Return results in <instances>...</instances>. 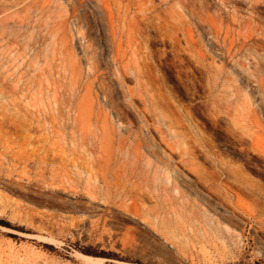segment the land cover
Segmentation results:
<instances>
[{
    "label": "rangeland",
    "instance_id": "rangeland-1",
    "mask_svg": "<svg viewBox=\"0 0 264 264\" xmlns=\"http://www.w3.org/2000/svg\"><path fill=\"white\" fill-rule=\"evenodd\" d=\"M177 2L173 0L169 7L181 13L183 9ZM208 3L213 10L218 6V0H208ZM56 4L60 5L57 12ZM91 6L86 2L81 8L78 0L56 3L54 0H0V222L9 225L0 224V264H264V226L257 225L250 217L255 207L253 201L244 197L245 209L238 213L226 207L233 212L228 226L235 236L234 241L226 235L225 238L217 235L218 246L214 247L202 236L205 226L201 224L203 217L199 213L204 212L209 203L195 194L196 190L207 194V190L203 185L188 186L190 182L197 183V176L182 168L184 177L179 179L177 187L188 194L190 206L172 199L173 205L152 198L153 194H158L154 182L165 178L163 173H150L149 188L133 193L134 196L147 194L146 199L138 200V204L128 201L123 205L121 201L109 205L100 201L92 205L83 193L51 187L38 180V169L25 158L36 153L34 142L40 134L36 126L29 131L14 128L9 118L21 110L20 118L26 116L32 120L25 109L66 102L73 85L79 81L94 82L93 94L103 100L109 83L120 72L126 87L144 91L154 88L163 92L173 108L180 104L192 108L194 123L206 129L221 158L244 165L254 179L264 183L262 176L248 168L247 157L239 156L236 148L226 145L233 143L231 135L225 132L230 120L222 118L213 124L206 117V108L210 107L209 101L214 96L210 95L207 72L179 73L180 57L173 51L172 43L158 31L149 29L147 40L135 37L130 40L128 32L122 38L124 48L131 46L125 63L130 60L132 67L140 65L143 69L141 77L138 72L123 73L112 55L114 45L110 41L107 17ZM257 11L264 13V6ZM56 21L60 22L57 31L73 55L71 58L53 53ZM122 24L129 29V23ZM88 35L94 40L91 49L97 57L93 59L85 54L87 46L91 45ZM189 67L194 69V64ZM231 69L229 64L230 75ZM117 93L122 102V93L119 90ZM244 94L230 88L224 96L231 108H239L246 99ZM198 107L201 110H197ZM132 108L129 116L136 119L135 108L142 109L143 105L135 100ZM4 114L7 120L2 123ZM240 118L244 123V116ZM240 144L250 147L248 141ZM198 154L200 164L214 170L212 163L201 152ZM248 156L254 154L250 151ZM167 194L169 199L176 196V189L170 188ZM213 200L219 202L214 197ZM211 208L212 213L218 212L217 206ZM85 250L114 257L89 256L103 259L91 261L80 255H85L82 253Z\"/></svg>",
    "mask_w": 264,
    "mask_h": 264
},
{
    "label": "bare ground",
    "instance_id": "bare-ground-1",
    "mask_svg": "<svg viewBox=\"0 0 264 264\" xmlns=\"http://www.w3.org/2000/svg\"><path fill=\"white\" fill-rule=\"evenodd\" d=\"M172 1L78 0V4L83 8L89 2L93 10L106 15L110 41L114 45L112 55L123 73L138 72L141 77L143 69L140 65L132 67L130 60L125 63L131 46L124 48L122 38L128 32L130 40L133 37L147 40L149 29L158 31L172 43L173 51L180 57L179 73L206 71L210 95L214 94L208 102L210 107L206 108V117L213 124L222 118L230 120L225 132L231 135L233 143L226 145L236 148L239 156L247 157L248 168L264 180V13L257 11L258 7L264 6V0H218L214 10L208 0H178L183 9L181 13L169 7ZM59 6L55 5V12ZM56 23L53 53L71 58L73 55L57 31L60 22ZM122 23H129V29H125ZM88 41L91 45L87 46L85 54L91 59L96 58L91 49L93 37L88 35ZM191 63L194 69L189 67ZM229 64L232 65V75L228 71ZM119 73L109 83V91L103 100L94 96V82L84 84L79 81L73 85L66 102L25 109L32 120L26 116L20 118L21 110L9 118V124L14 128L29 131L36 126L40 134L33 141L37 144L36 153L25 158L38 169V180L51 187L83 193L92 205L100 201L105 205L121 201L123 205L128 201L136 204L138 200L146 199L147 194L134 196L133 193L149 188L150 173H163L165 178L154 182L158 194H153L152 198L163 203L172 199L190 206L188 194L177 187L179 179L184 177L182 168L197 176V183L190 182L188 186L203 185L207 190V194L197 190L195 194L210 204L206 205L204 212H199L203 217L201 224L205 226L203 235H200L210 245L218 246L217 235L229 239L235 237L228 226L233 214L228 208L232 207L234 213L243 211L244 197L253 201L255 206L250 217L257 225L264 226V183L254 179L244 165L221 158L206 129L194 123L192 108L183 104L173 108L163 92L154 88L149 91L128 88ZM139 82L141 86V80ZM230 88L245 92L246 99L242 97L244 100L240 106L242 112L240 107L231 108L226 102L224 94ZM117 90L122 93V102ZM135 100L140 101L143 108H135L137 118L132 119L129 113ZM241 116H244V123L240 122ZM1 118L2 123L7 120L5 114ZM246 141L249 148L240 144ZM250 151L254 156H248ZM199 152L212 163L214 170L200 164ZM170 188L176 189V196L169 199ZM212 205L217 206L218 212L212 213ZM80 255L87 260L103 261Z\"/></svg>",
    "mask_w": 264,
    "mask_h": 264
},
{
    "label": "trees",
    "instance_id": "trees-1",
    "mask_svg": "<svg viewBox=\"0 0 264 264\" xmlns=\"http://www.w3.org/2000/svg\"><path fill=\"white\" fill-rule=\"evenodd\" d=\"M0 224L4 225L6 227H9L8 224H3V222H0ZM82 253L85 254V255H88V256L101 257V258H106V259H112V257H114V256H111V255H108V254H105V253L91 252L90 250H85Z\"/></svg>",
    "mask_w": 264,
    "mask_h": 264
}]
</instances>
